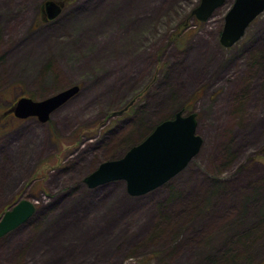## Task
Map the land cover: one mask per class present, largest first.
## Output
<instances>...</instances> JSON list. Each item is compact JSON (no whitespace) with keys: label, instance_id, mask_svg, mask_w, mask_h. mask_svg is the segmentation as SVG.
Wrapping results in <instances>:
<instances>
[{"label":"rangeland","instance_id":"obj_1","mask_svg":"<svg viewBox=\"0 0 264 264\" xmlns=\"http://www.w3.org/2000/svg\"><path fill=\"white\" fill-rule=\"evenodd\" d=\"M44 1L0 0V220L36 205L0 237V264L264 259V11L226 47L234 0L207 20L192 14L201 0H60L49 21ZM74 84L47 121L6 113ZM180 110L204 139L181 172L141 195L85 183Z\"/></svg>","mask_w":264,"mask_h":264},{"label":"water","instance_id":"obj_2","mask_svg":"<svg viewBox=\"0 0 264 264\" xmlns=\"http://www.w3.org/2000/svg\"><path fill=\"white\" fill-rule=\"evenodd\" d=\"M227 0H201L193 10L200 20H207ZM46 17L53 19L61 13L63 2L46 0ZM264 11V0H234L225 16L220 41L232 46L246 32L250 23ZM74 84L43 99L22 96L15 103L12 112L17 117L37 116L47 121L57 108L68 102L80 91ZM129 102L122 113L133 104ZM203 137L198 133L196 112L188 114L178 111L173 118L161 121L140 143L132 146L122 157L103 161L84 181L89 187L124 180L131 195L145 194L162 186L180 171L200 152ZM36 205L30 199H21L8 209L0 220V237L27 221L35 212Z\"/></svg>","mask_w":264,"mask_h":264},{"label":"trees","instance_id":"obj_3","mask_svg":"<svg viewBox=\"0 0 264 264\" xmlns=\"http://www.w3.org/2000/svg\"><path fill=\"white\" fill-rule=\"evenodd\" d=\"M42 19H43V20H46V19H45V18H43V17L41 18V20H42ZM132 106H133V105H131V106L129 107V109H130ZM129 109H128V110H129ZM171 117H174V115H172V116H169V117H167V118H165V119H168V118H171ZM131 146H133V145H131ZM131 146H130L128 149H130V148H131ZM128 149H127V150H128ZM259 189H260V188H257L256 190H259ZM256 192L258 193V191H256ZM257 193H256V194H257ZM259 193H260V192H259ZM213 259H215V260H212V259H211V260H212V262H213L214 264H220V262H219V261H217V260H216V258H213ZM254 264H264V259H262V260H259V261H257V262H256V263H254Z\"/></svg>","mask_w":264,"mask_h":264},{"label":"bare ground","instance_id":"obj_4","mask_svg":"<svg viewBox=\"0 0 264 264\" xmlns=\"http://www.w3.org/2000/svg\"><path fill=\"white\" fill-rule=\"evenodd\" d=\"M127 8H128V6H127ZM143 23V22H142ZM142 23H140V25L142 24ZM84 42H86V41H84ZM112 42H109V44L107 43V45H106V47H104V48H107L110 44H111ZM104 50H106V49H104ZM103 52L101 51V53L100 54H102ZM211 258V257H210ZM214 258V257H213ZM213 258H211V259H213Z\"/></svg>","mask_w":264,"mask_h":264},{"label":"flooded vegetation","instance_id":"obj_5","mask_svg":"<svg viewBox=\"0 0 264 264\" xmlns=\"http://www.w3.org/2000/svg\"><path fill=\"white\" fill-rule=\"evenodd\" d=\"M43 10H44V9H43ZM9 110H10V109H9ZM9 110H8V111H9ZM7 114H13V112H12V113H7Z\"/></svg>","mask_w":264,"mask_h":264}]
</instances>
